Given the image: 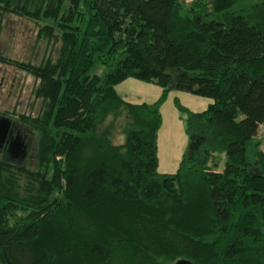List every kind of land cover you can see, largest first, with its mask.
<instances>
[{
	"label": "trees",
	"instance_id": "1",
	"mask_svg": "<svg viewBox=\"0 0 264 264\" xmlns=\"http://www.w3.org/2000/svg\"><path fill=\"white\" fill-rule=\"evenodd\" d=\"M208 2L40 0L30 11L0 0L2 12L47 22L38 33L60 41L53 63H10L38 81L46 108L30 121L38 171L15 168L29 188L12 189L14 167L0 161V264H264V152L255 142L264 0ZM93 61L102 77L88 74ZM126 79L161 94L126 103L114 91ZM170 90L212 102L193 113L174 100L188 148L175 173L159 174L158 111ZM120 111L128 122L114 144L99 126ZM221 154L213 171L209 160Z\"/></svg>",
	"mask_w": 264,
	"mask_h": 264
},
{
	"label": "rangeland",
	"instance_id": "2",
	"mask_svg": "<svg viewBox=\"0 0 264 264\" xmlns=\"http://www.w3.org/2000/svg\"><path fill=\"white\" fill-rule=\"evenodd\" d=\"M40 0H19L18 5L33 11ZM183 9H188L197 2H204L209 9V0H177ZM16 4V1H14ZM202 4V3H200ZM47 22H37L30 18L0 10V57L5 62H0V117L7 118L11 124L10 140L17 135L23 143V151L15 157H9L6 144L0 148V161L10 164L14 168L10 171L14 184H9L12 189L25 191L30 186L24 174L18 173L16 167L28 172H37L39 167V132L30 123L40 121L46 108V102L35 95L38 81L31 75L10 65L11 62L27 63L31 66H40L46 61L53 63L57 59L60 41H55L58 34L54 31L52 36L39 34ZM105 68L93 61L88 72L89 75L102 77ZM136 84V85H133ZM138 81L127 79L114 89L119 95L129 94L134 99L139 97L146 103H153L161 94V89L154 84L143 86L137 92ZM141 88V87H140ZM174 100L190 112L203 111L212 101L207 98L197 97L188 93L170 90L159 108L161 126L156 139V172L159 174L175 173L183 154L188 148V137L185 133L186 114L178 112L173 105ZM127 118L123 111L106 117L99 126V132H109L110 140L114 144L122 143V134L127 125ZM35 124V123H34ZM262 127H260V130ZM112 132V135H111ZM261 132V131H259ZM259 133L255 142H259L258 149L264 152V128ZM259 140V141H258ZM210 165L217 166L213 171L220 172L224 163L223 155H214L209 160ZM42 169V168H41ZM264 237V229H263Z\"/></svg>",
	"mask_w": 264,
	"mask_h": 264
},
{
	"label": "water",
	"instance_id": "3",
	"mask_svg": "<svg viewBox=\"0 0 264 264\" xmlns=\"http://www.w3.org/2000/svg\"><path fill=\"white\" fill-rule=\"evenodd\" d=\"M11 124L7 118L0 117V147L6 144V152L8 156L15 157L21 154L24 147L21 139L15 135L13 139H8L10 136ZM173 264H191L187 260H177Z\"/></svg>",
	"mask_w": 264,
	"mask_h": 264
},
{
	"label": "crops",
	"instance_id": "4",
	"mask_svg": "<svg viewBox=\"0 0 264 264\" xmlns=\"http://www.w3.org/2000/svg\"><path fill=\"white\" fill-rule=\"evenodd\" d=\"M127 80V79H126ZM125 82V80L124 81H122V82H120V83H118L117 85H115L114 87H115V89H116V87L118 86V85H120V84H123ZM138 83H140V84H138V86H137V89H136V91L137 92H141L142 90H143V86H145V85H149L150 83H141V82H138ZM133 85H136V84H133ZM141 87V88H140ZM114 89V91H115V93L117 94V96L122 100V101H124V102H126V103H129V104H142V103H144V104H150V103H146V101H144V102H142V101H140L141 99L139 98V97H137L138 99H134L133 98V96H131V95H129V94H123V95H119L118 93H117V91ZM161 126V125H160ZM264 127H262V129H263ZM160 129V128H159ZM262 129L260 130V128H259V131H261V132H259V133H263L262 132ZM159 131V130H158ZM158 131H157V133H158ZM259 135V134H258ZM257 137H259V136H257ZM256 137V138H257ZM156 139H157V134H156ZM155 144H156V140H155Z\"/></svg>",
	"mask_w": 264,
	"mask_h": 264
},
{
	"label": "flooded vegetation",
	"instance_id": "5",
	"mask_svg": "<svg viewBox=\"0 0 264 264\" xmlns=\"http://www.w3.org/2000/svg\"><path fill=\"white\" fill-rule=\"evenodd\" d=\"M10 134H11V130H10ZM10 137H11V136H9V138H8V139H10ZM3 145H4V144H3ZM0 148H1V147H0Z\"/></svg>",
	"mask_w": 264,
	"mask_h": 264
}]
</instances>
